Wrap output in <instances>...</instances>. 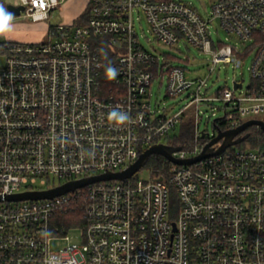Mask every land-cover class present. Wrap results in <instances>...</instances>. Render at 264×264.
I'll list each match as a JSON object with an SVG mask.
<instances>
[{
	"label": "built area",
	"instance_id": "obj_1",
	"mask_svg": "<svg viewBox=\"0 0 264 264\" xmlns=\"http://www.w3.org/2000/svg\"><path fill=\"white\" fill-rule=\"evenodd\" d=\"M62 1L12 4L37 21ZM87 12L80 24L49 25L46 39L0 44V264H264V145L245 140L189 164L160 155L148 179L136 171L53 196L7 197L122 170L152 144L177 146L165 137L191 105L197 121L204 102L232 103L227 128L264 112V0H214L208 17L183 0H89ZM136 13L162 44L185 40L208 52L211 69L252 55L251 82L205 93L206 79L145 47ZM214 21L238 41L214 40ZM154 80L190 99L171 114L155 113ZM201 137L195 124L193 143L172 154H199ZM75 209L83 221L61 227L60 215ZM72 228L81 229L80 242ZM56 239L66 243L53 250Z\"/></svg>",
	"mask_w": 264,
	"mask_h": 264
},
{
	"label": "rangeland",
	"instance_id": "obj_2",
	"mask_svg": "<svg viewBox=\"0 0 264 264\" xmlns=\"http://www.w3.org/2000/svg\"><path fill=\"white\" fill-rule=\"evenodd\" d=\"M69 1V0H67ZM193 5L198 9V11L204 16L208 17L211 11V6L214 0H183ZM13 0H1L0 1V9H3L6 13L5 4L12 3ZM63 1L60 3L58 8H55L51 16L47 19L46 22L51 24H57L60 22H68L70 17H67V14L63 12ZM136 15V28L139 33L140 41L145 45V47L154 50L157 53H160L161 60L164 58L163 53L169 58L172 64L184 66L186 69V73L190 78L200 77L202 79H206V87H203L205 93L209 95L216 94V91L219 88L230 87L233 89L234 80L243 81L246 86L252 80V75L250 71L251 64V56L245 58L244 62L240 66L234 65L226 62H219L214 65V69H211L213 66L212 56L208 52H204L196 46L189 44L185 40H180L177 43L168 46L162 44L157 40L156 36L150 30V27L147 23L145 16L141 13ZM11 25V27L16 30H37L42 31L44 28L43 23H35L30 17L26 16L24 12L20 15L11 14V19L7 22L6 25ZM211 29L213 31V39L218 40L221 38L225 41L237 42V38L231 37V39H226L227 33L219 26L217 21H214ZM8 36L6 33L0 32V41L6 40ZM47 34H43L41 39H46ZM18 42H28L31 39H7ZM40 40V39H39ZM154 49H153V48ZM4 56L0 55V65L4 63ZM167 81H159L154 80L152 83V95L150 97V105L151 108L155 111V113H166L171 114L174 111H177L179 108L183 107L186 102L190 99V96H187V92L185 91L181 95L170 96L166 91ZM232 103L228 107H226V102L223 100H213L210 102H204L199 111V117L196 121V113L194 105L187 107L183 113V122H189L193 126L195 124L199 125L200 131L205 130L208 132V136H213L216 133V128L214 126V120L219 117H223L228 109H230ZM208 109V110H204ZM257 117L264 118V112L259 114ZM249 118V117H248ZM181 123L179 122L176 127L171 129L165 137V142L171 141L172 143L178 146L180 144L189 145L193 143V133L188 143L184 142L185 140L182 138V130ZM194 132V131H193ZM245 146L248 144L246 142L243 143ZM233 146H239L234 143ZM259 146V145H257ZM138 176L143 179H148L151 176L156 174V168L143 166L137 172ZM65 179H62L64 182ZM58 182V181H56ZM68 234L72 241L80 242L82 240L81 229L80 228H72L69 230ZM66 243V240L56 239L52 240L51 248L53 250L61 249Z\"/></svg>",
	"mask_w": 264,
	"mask_h": 264
},
{
	"label": "water",
	"instance_id": "obj_3",
	"mask_svg": "<svg viewBox=\"0 0 264 264\" xmlns=\"http://www.w3.org/2000/svg\"><path fill=\"white\" fill-rule=\"evenodd\" d=\"M24 8L25 7L22 4L14 5L12 3H7V9L13 15H20L21 12L24 10ZM241 84H242L241 82L234 81L233 86L240 87ZM204 110H208V109H204ZM254 125L260 127L261 130L264 132V118L261 117H251L244 120L237 126L227 128L224 130H217L216 134L213 135L207 142H205L202 151L193 157L177 158L172 154V152L174 150L180 149L181 148L180 146H172L165 143H156L146 148L142 153H140V155L137 157L135 161L130 163L127 167H125L122 170L89 175V176L66 181L53 188L39 190V191H23L12 195H8L7 197L10 199H23L28 197L53 196L56 194L66 192L71 189H75L76 187L83 186L89 182H93L96 180L112 179V178L124 179L133 175L136 171H138L141 167H143L146 161L148 160V158L150 157V155L152 154L163 155L167 159L178 164H185V163L189 164L194 161L200 160L203 157L219 153L223 151L226 147L230 146L231 144L238 143L244 140L247 137L248 133L243 134L242 136H238V135H240L248 127ZM206 135L207 132L203 130L202 137H205ZM219 141H220L219 145L217 146V148H215L213 145Z\"/></svg>",
	"mask_w": 264,
	"mask_h": 264
},
{
	"label": "trees",
	"instance_id": "obj_4",
	"mask_svg": "<svg viewBox=\"0 0 264 264\" xmlns=\"http://www.w3.org/2000/svg\"><path fill=\"white\" fill-rule=\"evenodd\" d=\"M5 6H7L5 4ZM87 8L86 10L77 18H75L74 20V24H80L84 19H86L87 16ZM5 14H11L7 7H6V13ZM53 24H50V26H52ZM5 40H1V43H4ZM106 52V48L103 49V53ZM110 57L106 54V57H104V71L108 72V66L110 64ZM181 130H182V138L185 140L184 142L188 143L190 141V138L192 136L193 133V126L192 124L189 122L184 123L183 121H181ZM227 119L225 117V115L223 117H219L216 118L214 120V126L216 128V130H224L227 128ZM243 134H247V137L244 139L245 142L248 145L251 146H257V145H264V132L261 130L260 127L258 126H251L248 127L245 131L242 132ZM209 140V137H201L200 141L201 142H206ZM164 158H162L161 156L159 158L157 157H149L148 160L146 161L145 166L148 167H154L156 168V170L158 168L161 167L162 163H163ZM77 221H83L82 219V215L81 212L78 209H75L74 211H70L66 214H61L60 218H59V224L62 226H68L69 224L72 223H76Z\"/></svg>",
	"mask_w": 264,
	"mask_h": 264
},
{
	"label": "crops",
	"instance_id": "obj_5",
	"mask_svg": "<svg viewBox=\"0 0 264 264\" xmlns=\"http://www.w3.org/2000/svg\"><path fill=\"white\" fill-rule=\"evenodd\" d=\"M1 1V0H0ZM88 1L89 0H63V12L67 14V17H70L68 22H71L75 20V18L79 17L87 8L88 6ZM47 20H37L35 23H43L44 28L42 31H37V30H30V31H25V30H14L11 25H5L4 29L0 32L6 33L8 36L7 39H14V40H19V39H31L28 42H36L41 40V36L43 34L47 33L48 27L51 23L46 22ZM6 39V40H7Z\"/></svg>",
	"mask_w": 264,
	"mask_h": 264
},
{
	"label": "clouds",
	"instance_id": "obj_6",
	"mask_svg": "<svg viewBox=\"0 0 264 264\" xmlns=\"http://www.w3.org/2000/svg\"><path fill=\"white\" fill-rule=\"evenodd\" d=\"M11 19V14H5L3 9H0V31L4 29V26ZM110 74L115 75L114 70L110 69ZM122 119H126V117H122Z\"/></svg>",
	"mask_w": 264,
	"mask_h": 264
},
{
	"label": "flooded vegetation",
	"instance_id": "obj_7",
	"mask_svg": "<svg viewBox=\"0 0 264 264\" xmlns=\"http://www.w3.org/2000/svg\"><path fill=\"white\" fill-rule=\"evenodd\" d=\"M216 134V133H215ZM243 135V133H241V135L240 136H242ZM219 143H220V141L219 142H217V143H215V145H219ZM150 157H157V158H159L160 157V155H157V154H152V155H150Z\"/></svg>",
	"mask_w": 264,
	"mask_h": 264
}]
</instances>
